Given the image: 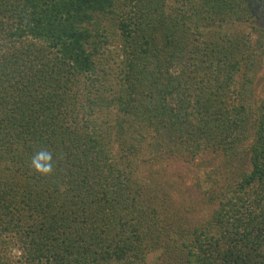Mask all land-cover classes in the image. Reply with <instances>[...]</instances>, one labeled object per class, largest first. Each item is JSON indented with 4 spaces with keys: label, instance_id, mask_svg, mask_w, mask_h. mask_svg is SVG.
Returning a JSON list of instances; mask_svg holds the SVG:
<instances>
[{
    "label": "trees",
    "instance_id": "1",
    "mask_svg": "<svg viewBox=\"0 0 264 264\" xmlns=\"http://www.w3.org/2000/svg\"><path fill=\"white\" fill-rule=\"evenodd\" d=\"M241 148L231 182L198 175L206 222L163 224V164ZM170 258L264 264V0H0V264Z\"/></svg>",
    "mask_w": 264,
    "mask_h": 264
},
{
    "label": "rangeland",
    "instance_id": "2",
    "mask_svg": "<svg viewBox=\"0 0 264 264\" xmlns=\"http://www.w3.org/2000/svg\"><path fill=\"white\" fill-rule=\"evenodd\" d=\"M239 27H230V31H234V28ZM243 28L250 31L247 25H244ZM106 51L108 62H105V66L107 72L110 73L107 75V84L109 85L115 82V75L117 76L121 70L120 62L123 59L121 41H113L108 45ZM258 98L259 96H256V99ZM190 158L186 159L182 157L178 160L173 158L163 164L165 169L161 170L160 177L177 182L182 192L180 199L178 201L175 199L170 207H168L167 216L164 212L163 215L161 211H158L165 219L163 224L170 228L176 229L178 226L186 224V222L191 223L192 226L204 223L213 215L216 203L211 202L208 196L201 194L196 188L199 173L203 171H218L222 174L223 184L231 182L248 167L247 161L249 156L242 148L240 149V153L233 155L229 159L221 152L215 153L212 149H208L196 159L190 160ZM171 214L173 217H171ZM173 219L177 221L174 222ZM170 220H172V223L168 222ZM175 263H177V260L170 258L163 264Z\"/></svg>",
    "mask_w": 264,
    "mask_h": 264
},
{
    "label": "clouds",
    "instance_id": "3",
    "mask_svg": "<svg viewBox=\"0 0 264 264\" xmlns=\"http://www.w3.org/2000/svg\"><path fill=\"white\" fill-rule=\"evenodd\" d=\"M52 154L47 150H40L34 153L31 160V168L37 174L48 175L53 170Z\"/></svg>",
    "mask_w": 264,
    "mask_h": 264
}]
</instances>
